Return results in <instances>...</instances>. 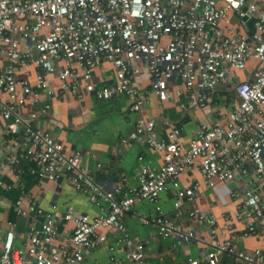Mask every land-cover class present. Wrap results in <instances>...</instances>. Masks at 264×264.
Returning a JSON list of instances; mask_svg holds the SVG:
<instances>
[{"label":"built area","instance_id":"2783aa9c","mask_svg":"<svg viewBox=\"0 0 264 264\" xmlns=\"http://www.w3.org/2000/svg\"><path fill=\"white\" fill-rule=\"evenodd\" d=\"M103 64L113 67L114 77L99 83L96 69ZM144 72L161 101L179 102L184 110L205 111L222 85L235 98L188 142L181 128L161 137L156 121L142 118L122 141L144 139L161 158L160 168L143 165L136 187L122 175L106 188L81 150L68 147L38 121L48 116L53 100L88 95L101 101L128 97L130 110L142 112L147 100L138 79ZM242 72H249L246 78ZM0 114L22 127L21 136L0 149V186L13 188L3 174L19 181L25 159L31 174L60 185L66 180L94 203L108 204L106 213L91 215L58 205L47 210L31 193L20 197L16 213L33 219L28 241L16 245V222L0 225V264H81L102 247L118 262L153 264L145 241L131 233L125 218L136 203L158 204L171 189L175 217L158 205L156 215L144 222L178 243H201V256L189 258V264H220L224 255L264 264V246H239L209 209L187 210L189 220L209 225L208 236L176 220L203 186L233 183L229 194L238 202L244 237L264 242V0H0ZM195 170L201 178L183 184L182 175ZM3 200L0 192V205ZM66 223L73 228L61 242ZM108 229L111 235L104 232Z\"/></svg>","mask_w":264,"mask_h":264},{"label":"crops","instance_id":"0c3cea01","mask_svg":"<svg viewBox=\"0 0 264 264\" xmlns=\"http://www.w3.org/2000/svg\"><path fill=\"white\" fill-rule=\"evenodd\" d=\"M249 72L239 73L246 78ZM99 83L114 77V70L108 64L96 69ZM141 91L146 95V104L142 112L130 110L128 97H118L101 101L95 95H88L84 99L66 97L51 102L48 116H42L38 125L49 130L56 138L72 149H79L84 153L87 166L95 172L96 179L106 188L121 181L125 175L129 187L140 184L139 174L143 165L159 169L162 160L142 138L130 140L128 144L122 138L139 124L142 118H151L156 121L157 130L161 137H167L174 126L181 128L185 142H188L202 123H214L223 110H227V102L234 100V93L229 86L222 85L215 96V101L205 110L198 112L195 109L184 110L179 102L161 101L152 91L150 75L144 72L138 79ZM182 101L187 96L181 97ZM22 127L6 121L0 114V149L21 136ZM102 163V167L97 164ZM24 171L21 179L16 181L10 172L3 174L6 183L13 184L10 190L0 186L3 203L0 205V225L4 228L9 222L17 223L16 245L23 246L28 241L29 227L33 223L29 216L18 215L15 210L16 201L29 193L33 194L39 204L49 210L58 205L62 210L69 207L80 213L99 215L108 210L107 202L94 203L89 197L75 189L66 180L62 184L40 178L29 172L31 163L22 159ZM201 178L198 170L182 175L183 184H189L193 179ZM233 183H219L214 188L203 186L197 198L186 203L184 213L178 222L194 227L198 234L209 235V225L203 222H193L187 217V210L194 206L209 209L217 217V222L224 234L235 238L239 246L254 248L264 246V242L256 237H244L245 223L236 217L238 202L229 192ZM160 205L168 216L174 218V191H165L158 204L143 200L134 206V211L125 218L128 228L133 235L140 236L146 243V255L153 264H189V258L200 257L203 251L201 243H178L172 235H161L153 223H146L144 219L153 218ZM230 223V228L224 230V224ZM39 224V222H36ZM73 228L72 223L63 224L59 240L66 242ZM111 235V230H105ZM117 257H124V253L115 252ZM111 251L102 247L92 251L90 256L81 264H135L130 260L116 261ZM63 264V263H54ZM220 264H245L231 255H224Z\"/></svg>","mask_w":264,"mask_h":264}]
</instances>
